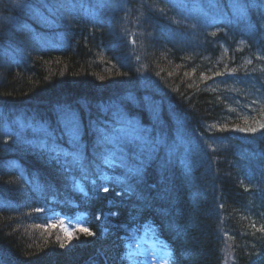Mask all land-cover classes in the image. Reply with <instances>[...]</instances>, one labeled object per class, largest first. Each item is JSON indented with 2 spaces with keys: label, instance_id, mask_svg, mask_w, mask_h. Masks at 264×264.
Masks as SVG:
<instances>
[{
  "label": "trees",
  "instance_id": "16d2710c",
  "mask_svg": "<svg viewBox=\"0 0 264 264\" xmlns=\"http://www.w3.org/2000/svg\"><path fill=\"white\" fill-rule=\"evenodd\" d=\"M0 1V264H264V0Z\"/></svg>",
  "mask_w": 264,
  "mask_h": 264
},
{
  "label": "rangeland",
  "instance_id": "374dc122",
  "mask_svg": "<svg viewBox=\"0 0 264 264\" xmlns=\"http://www.w3.org/2000/svg\"><path fill=\"white\" fill-rule=\"evenodd\" d=\"M5 1H7V0H5ZM8 1H10V0H8ZM1 2V1H0ZM13 4H15L16 6H19V7H23L24 9H26V8H33L32 6H30V4L29 3H27L25 0H13ZM1 5H3V4H1ZM34 9V8H33ZM75 120L74 119V117L73 116H70V119H67L66 120V123L63 121V125L64 124H67V125H69V124H71L72 123V121L73 120ZM44 130V129H43ZM54 131V130H53ZM72 131H76V129H69V133L70 132H72ZM138 252L139 253H141V254H143V252L141 251V250H138ZM138 258V257H137ZM161 263H163V262H161Z\"/></svg>",
  "mask_w": 264,
  "mask_h": 264
},
{
  "label": "snow or ice",
  "instance_id": "6c2138e0",
  "mask_svg": "<svg viewBox=\"0 0 264 264\" xmlns=\"http://www.w3.org/2000/svg\"><path fill=\"white\" fill-rule=\"evenodd\" d=\"M105 190H107V189H105ZM81 231H84L85 233L91 235V233H89L88 229H86V228H82Z\"/></svg>",
  "mask_w": 264,
  "mask_h": 264
}]
</instances>
